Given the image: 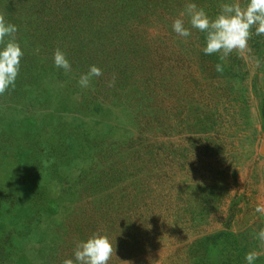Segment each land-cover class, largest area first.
I'll use <instances>...</instances> for the list:
<instances>
[{
  "label": "rangeland",
  "instance_id": "rangeland-1",
  "mask_svg": "<svg viewBox=\"0 0 264 264\" xmlns=\"http://www.w3.org/2000/svg\"><path fill=\"white\" fill-rule=\"evenodd\" d=\"M197 5L213 17L221 6ZM126 44L134 54L104 43L88 88L75 71L42 70L35 87L16 80L0 95V264H63L97 233L112 242L109 264H245L249 251L264 264L253 238L264 228V36L243 56L207 69L187 57L167 73L151 72L152 55L141 70L135 38ZM161 75L158 99L149 82Z\"/></svg>",
  "mask_w": 264,
  "mask_h": 264
},
{
  "label": "trees",
  "instance_id": "trees-1",
  "mask_svg": "<svg viewBox=\"0 0 264 264\" xmlns=\"http://www.w3.org/2000/svg\"><path fill=\"white\" fill-rule=\"evenodd\" d=\"M186 2L190 0H0V16L18 26L16 40L24 51L17 82L28 89L40 83L37 74L42 70L59 76L60 69L53 63L56 49L67 54L78 79L85 66L100 67V58L94 59L104 56V43L114 41L120 48L131 47L128 50L134 54L133 46L126 44L133 38L141 70L149 67L150 62L143 58L147 55L153 57L151 72L167 73L169 68L187 62V57L193 58V68H211L218 55L203 54V33L193 29L192 36L185 39L172 31L171 25L180 18ZM191 2L197 4V0ZM223 2L227 1L217 0L218 6ZM77 54L82 59L76 58ZM129 63L128 58L117 62L123 67ZM167 77L156 76L157 81L149 82L158 99L154 84L168 83Z\"/></svg>",
  "mask_w": 264,
  "mask_h": 264
},
{
  "label": "clouds",
  "instance_id": "clouds-1",
  "mask_svg": "<svg viewBox=\"0 0 264 264\" xmlns=\"http://www.w3.org/2000/svg\"><path fill=\"white\" fill-rule=\"evenodd\" d=\"M183 17L188 18L187 25ZM171 28L185 39L192 36L193 29L203 33V54L218 55L221 62L233 53L243 56L249 50L248 42L252 35L264 36V0H247L244 6L238 2H223L214 17L190 0L181 11L180 18L173 21ZM17 32V25L0 16V95L15 86L20 73L24 51L16 40ZM53 63L65 73L72 71L67 54L60 49L55 50ZM215 67L218 73H223V63H217ZM102 75L100 67L91 65L87 72L80 75L78 85L88 88L95 78ZM254 211L264 218V203H257ZM253 238L259 247L264 248V228L256 231ZM112 253L113 245L109 237L97 233L80 241L76 245L74 259H65L63 264H109ZM258 259L256 251H249L244 256L245 264H256Z\"/></svg>",
  "mask_w": 264,
  "mask_h": 264
}]
</instances>
